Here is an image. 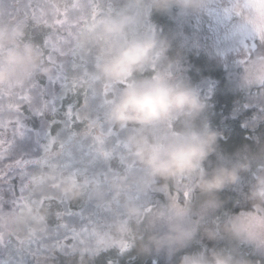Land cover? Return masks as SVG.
Segmentation results:
<instances>
[{
  "label": "clouds",
  "instance_id": "obj_1",
  "mask_svg": "<svg viewBox=\"0 0 264 264\" xmlns=\"http://www.w3.org/2000/svg\"><path fill=\"white\" fill-rule=\"evenodd\" d=\"M214 0H114L87 25L71 32L74 53L87 61L75 77L77 87L95 98L96 110L86 111L94 125L121 133L123 166L98 174L87 186L65 173L61 194L92 202L103 217L99 232L105 239H123L139 254L163 253L175 264H259L235 247L237 242L264 255V149L253 157H219V134L200 119L206 102L198 88L179 74L177 60L167 56L169 42L149 18L153 13L207 11ZM51 20L70 0H41ZM81 8L86 7L80 0ZM248 15L264 25V7ZM242 22V18H241ZM250 79L264 83V54L246 68ZM52 66L42 47L25 38L23 28L0 26V92L48 77ZM88 133L87 124L82 135ZM217 155V163L207 167ZM129 164L131 166H129ZM249 177L246 190L240 187ZM235 190L244 205L237 213L216 215L226 200L221 193ZM188 192L172 209L171 193ZM162 193L166 203L153 207L147 195ZM46 224L43 209L0 208V240L25 239ZM197 251H185L203 242ZM210 245V246H209ZM81 264H87L81 259Z\"/></svg>",
  "mask_w": 264,
  "mask_h": 264
},
{
  "label": "trees",
  "instance_id": "obj_2",
  "mask_svg": "<svg viewBox=\"0 0 264 264\" xmlns=\"http://www.w3.org/2000/svg\"><path fill=\"white\" fill-rule=\"evenodd\" d=\"M29 2L30 0H0V26L23 28L25 38L35 42L32 33L40 28L46 17L43 12L39 11L38 14L33 15L31 9H28L26 13L25 7ZM89 2L90 0H84L86 7L81 8L80 0H70L69 7H76V15L78 17L86 16L88 19L87 23L81 20L73 27L72 31L78 25H87L93 21L88 8ZM63 10L64 8H59L57 12H63ZM150 18L158 26L165 20V15L153 13ZM53 19L47 20L51 23ZM41 31L51 32V29L42 27ZM237 32L240 39L236 40V43H241L242 40L249 45L253 43L251 38L240 34L239 30ZM262 33L257 35L254 33L255 49L249 52L250 56L256 57ZM70 37L68 38L69 49L77 58H82L74 53ZM179 54L183 55L181 59L184 66L183 69L179 67V74L198 88L207 105L200 119L206 121L219 134L217 155L231 160L243 156L258 155L264 149V83L259 82L248 89L237 91L221 92L217 89L212 91L213 78H217L219 81L223 78L222 68L213 67L210 58L206 56L207 53L195 51L193 48L190 50L181 48ZM36 79H39L40 87L45 89L49 95L61 93L59 84L48 82L46 77ZM30 83L23 87L10 85L7 91L0 92V107H2L0 116L5 118L12 116L15 97ZM77 102L83 104V94L81 93L79 96L75 93L69 94V97L57 102L56 113H46L42 116L36 115L27 103H24L21 105L23 135L13 138L15 117H12L6 134L0 136V139H13L10 155L3 161V164H9L19 158L39 159L43 155V145L46 143V135L49 132L61 141H67V137L73 131L77 134L72 141H67L63 148L59 143L54 144L44 155V160L39 166H23L26 171L30 172L25 181L26 189L23 194L19 191L22 184L19 169L9 171L5 178L0 179V208L34 207L43 209L46 213L45 227L40 229L39 233H30L23 240L14 237L0 240V264H39L38 258L49 259L55 264H81V259H86L87 264H159V261H156L151 254H139L135 248L125 250L129 245L128 241L111 238L106 240L99 231L94 234V236H98L96 244H91L89 247L80 248L67 239L73 230L79 231L90 222L102 223L103 217L96 212L92 202L64 197L59 187L60 177L65 173H71L87 186L94 177L102 179V175L98 176V174L106 173L110 168L123 166L119 161L111 159H91L89 144L92 141L82 135L85 123L75 121L71 130L65 127L62 119L65 118L64 112L67 110V105ZM53 121H55L54 124ZM0 131L4 130L0 129ZM5 148H7V144ZM217 155L210 158L207 167L210 168L217 163ZM261 164H264V160H252L253 167ZM81 168L86 169L87 172L75 173V169ZM248 179L246 174L242 177L241 188L246 190ZM21 195L23 198H20ZM163 198L162 193L152 192L147 195L150 204H156ZM221 198L226 200V203L217 210L216 215L244 210V205L239 202L240 197L235 190H226L221 193ZM58 212L62 213L61 217L56 215ZM206 243V241L194 242L185 251H197L201 244ZM220 244L221 246H230L226 241H222ZM124 245L127 247L121 251ZM237 249L248 254L251 259L259 261L250 246L241 244Z\"/></svg>",
  "mask_w": 264,
  "mask_h": 264
},
{
  "label": "snow or ice",
  "instance_id": "obj_3",
  "mask_svg": "<svg viewBox=\"0 0 264 264\" xmlns=\"http://www.w3.org/2000/svg\"><path fill=\"white\" fill-rule=\"evenodd\" d=\"M112 5L107 3V0H90L88 3V8L91 12V19L94 20L98 13L110 8ZM247 2L245 0V7ZM28 9L32 10L33 15L43 12V7L41 0H30L28 5L25 7V12H28ZM233 13L240 14L241 5L240 0H234L231 6L228 9ZM77 9L75 6L68 7L63 10V12H57L54 19L49 23L45 18L37 30L32 33V38L37 44H39L45 53V59L47 63L52 66V74L46 77L48 82L52 84H59L61 88V93L59 95H49L45 89L41 88L39 85V79L33 80L30 85L23 90L20 94L15 97L14 103L12 105V116L5 118L0 116V136L6 134L11 118L15 117V122L13 128V138L17 136H22L24 130L21 123V105L27 103L28 107L39 116H42L46 113H56L58 110V101H62L65 98L69 97V94L75 93L79 96L83 94V104L69 103L67 105V110L64 112V117L62 120L64 125L69 130L74 126L75 121H80L87 124L89 129L86 137L91 139L89 144V154L92 160L97 158L102 159H111L114 161H119L121 164L124 163L123 157L121 155L122 149L120 146L121 133L117 132L114 129H108L102 124L96 123L95 125L89 121L86 116V111H92L97 109L95 103V98L91 97L89 93L80 90L75 81L80 73H82L86 67L87 62L83 58H77L68 47V38L71 35L73 27L79 23L81 20L85 23L88 22L86 16H77ZM62 17V18H61ZM260 24L257 23L256 19L251 18L246 23L242 24L239 28V32L242 35L248 36L253 40V43L249 45L244 40L241 41L243 46V51L248 55L250 51L255 49V35ZM51 29V32L41 31V28ZM58 54V55H56ZM245 65L246 59L241 61ZM45 79V78H44ZM0 112H2V107H0ZM53 124L55 121L52 122ZM95 133V134H94ZM76 132H71L67 137V141H72L76 137ZM67 141H61L57 136L51 134L50 132L46 135V143L43 145V155L39 159H14L13 163L3 164L4 159L9 157L10 148L13 142L12 140L0 139V179L5 178L6 174L12 170L19 169V175L22 177V184L19 188L21 194L25 192L26 184L25 181L30 175L29 171L24 169V165H40L44 160V155L49 152L51 147L54 144L59 143L60 147H65ZM111 141V142H109ZM7 144V148L5 145ZM66 166H69L66 164ZM129 166H131L129 164ZM87 172L86 169H75V173H84ZM102 174V173H100ZM173 200L172 209L177 213L182 212L183 210L179 208L178 202L188 198V192L175 191L170 194ZM17 196L15 197V199ZM20 198H23L21 195ZM14 199V200H15ZM153 207H161V204L157 203L154 205H149V211H152ZM58 217L62 216V213L56 214ZM101 226L100 222H90L87 226L83 227L79 231L73 230L71 236L67 239L72 242L75 246L80 248L84 247L90 238L99 231ZM35 240V239H33ZM264 243V241H261ZM127 245H124L121 249L123 251ZM260 264V262H259Z\"/></svg>",
  "mask_w": 264,
  "mask_h": 264
},
{
  "label": "rangeland",
  "instance_id": "obj_4",
  "mask_svg": "<svg viewBox=\"0 0 264 264\" xmlns=\"http://www.w3.org/2000/svg\"><path fill=\"white\" fill-rule=\"evenodd\" d=\"M234 0H214L207 11L181 13L176 9L165 15V20L158 26L153 23L158 33L169 42L167 56L170 59L177 60L180 69H183L182 54H179L181 48L185 50L194 49L207 53L206 56L210 58L211 65L216 68H222L223 78L219 81L213 78L214 85L211 90L217 89L221 92L237 91L241 89H248L249 87L258 84V81L250 79L246 73V68L251 60L264 54V25H259L256 35L262 33L260 37V44L257 47L256 57L245 54L243 46L239 42L240 39L237 30L240 26L246 23L251 17L248 15V6H252L254 12L259 13L260 8L264 7V0H254L245 7V0H240L241 12L240 14L233 13L228 10ZM107 3L112 4L114 0H107ZM242 18V22H241ZM246 59L245 65L241 63ZM182 71V70H180ZM157 203H166L165 197ZM156 203V204H157ZM98 236H92L85 247L91 244H96ZM231 247H239L242 243L229 242ZM131 250L128 247L125 250ZM252 252L258 257L260 264H264V255ZM159 264H175V257H167L163 253L150 252ZM39 264H55L49 259L38 258ZM111 264V263H110Z\"/></svg>",
  "mask_w": 264,
  "mask_h": 264
},
{
  "label": "flooded vegetation",
  "instance_id": "obj_5",
  "mask_svg": "<svg viewBox=\"0 0 264 264\" xmlns=\"http://www.w3.org/2000/svg\"><path fill=\"white\" fill-rule=\"evenodd\" d=\"M249 1V3H252L254 0H248Z\"/></svg>",
  "mask_w": 264,
  "mask_h": 264
}]
</instances>
